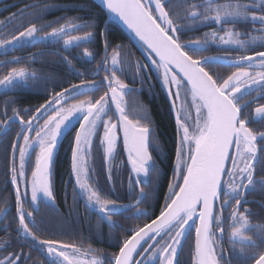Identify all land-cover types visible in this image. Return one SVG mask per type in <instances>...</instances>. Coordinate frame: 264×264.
I'll use <instances>...</instances> for the list:
<instances>
[{
  "label": "snow or ice",
  "instance_id": "snow-or-ice-1",
  "mask_svg": "<svg viewBox=\"0 0 264 264\" xmlns=\"http://www.w3.org/2000/svg\"><path fill=\"white\" fill-rule=\"evenodd\" d=\"M186 5L181 11L179 5ZM105 7L121 18L133 30L136 37L145 46V52L158 71H161L163 84L168 88V95L174 97L172 107L176 109V101H181L176 112L177 147L174 165L173 181L169 182V192L165 203L155 219L143 226L125 228L131 232L125 236L120 244L118 253L106 256L108 264H179L178 252L186 233L195 227V250L193 264H221L224 260L223 240L228 232L230 250L238 253L244 264H264V224H252L249 217L251 209L242 206L248 203L247 194L250 191L264 192V176L256 179L257 165L264 170V146L258 149L257 141H264V132H256L248 125L253 120L264 122V51H252L251 55H240L235 58L230 55L224 57L194 56L190 54L206 51L210 43L233 47L246 51L256 46L264 47V0L257 4L241 3L240 0H226L217 3L216 0H201L200 3H189V0H103ZM35 7V5H32ZM258 12L260 14H258ZM18 13L8 18L14 21ZM21 21L23 17H20ZM259 23V29L253 31L261 33L252 36L241 33L225 25H235L238 22ZM52 22L37 26L29 23L22 31H18L10 38H0V48L8 49L23 44L51 39L63 41L65 50L69 46H79L81 42H91L92 31H85L82 35H72L87 24H78L66 19L56 27ZM215 23L223 30L205 33L204 38L182 41L181 33L193 30L197 24ZM50 27V31L45 28ZM102 35L106 33L102 32ZM249 36V39L240 37ZM108 41L105 39L106 55L96 65L95 72L101 69L105 75L100 84L95 81H81L71 84L68 88L55 92L44 104L35 109V114L28 119L20 115V111L30 109H12V116H7V110L2 113L7 117L0 120L6 128L9 122L18 119L21 131L17 137H23L24 145L13 143L15 152L19 151V171L12 167L11 183L16 186V204L18 214V232L30 238L33 247L47 260L48 264H104L98 256L92 255L97 250L91 247L81 249L75 243H65L54 239H41L33 228L36 227L33 212L24 209L21 200L19 181L25 182L23 195H28L30 184L31 203L37 205L42 198L45 203L53 204L55 197L51 184V161L56 147L57 137L61 130L72 119H78L79 130L74 137L72 147L71 169L75 177L74 193L86 198L89 208L94 210L100 220L106 221L112 227H121L112 219L121 210L139 205L147 197L144 187H139L138 198L133 205H121L117 201L107 199L99 189L90 183L92 180L89 158L94 137L98 135V128L103 125V136L100 145L103 147L104 159L109 164L108 179L111 181V160L115 158L117 148V129L123 132V143L127 152L128 162L135 179L129 177V190L133 185L142 182L147 185L151 175L158 169L149 151L156 141L150 139L151 129L139 120H132L122 106L126 90L130 91L117 71H123L122 64L132 53L122 55L117 45L112 49L110 57L107 55ZM83 55L92 57L88 48L83 49ZM63 59L71 63L68 57ZM14 57L13 61L18 62ZM110 60V63H109ZM217 60L235 66L226 77L213 75L207 64ZM138 69L147 67L139 61L134 62ZM259 69V71H252ZM37 78V73L25 67H13L0 78V86L8 89L17 83H27L28 79ZM106 82L107 90L98 98L86 96L68 104V100L82 96L85 92H95ZM174 89V90H173ZM183 92V98L181 93ZM257 95L245 100V96ZM7 101L5 105H7ZM257 106L246 113L249 104ZM115 105L117 122L111 118L104 119L111 105ZM189 108L195 109L196 117L192 120ZM47 115L43 119V114ZM43 119V124L39 120ZM25 130L28 134H26ZM34 132L35 136L30 135ZM35 166L31 170V180L26 178L27 159L31 158V151L36 148ZM31 150V151H30ZM261 153V154H258ZM78 190V191H77ZM234 201V203H233ZM225 209H230L225 215ZM38 211V205L36 209ZM6 209L0 207V215H5ZM136 216L148 215L146 209H136ZM26 217L31 218L26 222ZM198 218L199 223H194ZM192 222V223H190ZM31 223L32 227H29ZM7 229V226H5ZM253 233V234H248ZM8 241L0 240V251L8 246ZM90 256V259H85ZM39 264L33 260L31 251L9 252L0 258V264Z\"/></svg>",
  "mask_w": 264,
  "mask_h": 264
},
{
  "label": "trees",
  "instance_id": "trees-1",
  "mask_svg": "<svg viewBox=\"0 0 264 264\" xmlns=\"http://www.w3.org/2000/svg\"><path fill=\"white\" fill-rule=\"evenodd\" d=\"M200 2L201 0H189V3ZM216 2L225 3L226 0H216ZM240 2L253 3V0H240ZM176 3L177 0H173V4ZM256 3H261V0H256ZM32 5H35V7H32ZM185 6L181 3L179 5L180 10L182 11ZM13 13H18V15L14 21H11L14 29L10 30L9 38L18 31L23 30L20 26L21 23L24 26L29 23H36L39 26L52 22L51 26L56 27L58 26L55 23L57 20H59V23H64L66 19L89 26L81 28L78 32H73L72 35H82L85 31L93 32L91 42H81L79 46H69L65 50L63 41H61L58 44L57 53L54 51L45 52L43 55L32 53L29 59L24 56L28 50L33 51L34 47H28L29 44L14 47V54L20 56V59L18 62L0 67V78L6 75L13 67H25L30 72L34 71L37 73V78H29L27 83H17L8 89L4 88L0 92L1 94H10L9 96L13 98V105L18 110L24 109L25 106L39 105L49 99L55 92H60L72 83L80 81L81 74H84V76L90 74L94 70V65L99 63L105 53V39H107L109 45L107 51L110 52L119 44L123 46L122 49H125L127 44L130 43L127 37H131V35L122 24L92 0H0V35L4 32L3 39H7V30L10 26L5 25L10 22L8 18ZM258 14L260 13L258 12ZM21 16L23 17L22 21L20 19ZM4 26L5 28H3ZM260 27L259 23L253 24L250 21L238 22L235 25H225V28H234L236 31L250 33L252 36L261 35V33L253 31L254 28L259 29ZM4 29L5 31H2ZM50 30V27L45 28V31ZM211 31L223 34V30L215 23L197 24L193 26V30L182 32L181 40L203 39L205 33ZM102 32L106 33V35H102ZM240 38L249 39L250 37L242 35ZM47 41L52 42L53 40L47 39ZM260 43V41H257L256 46L246 51L210 43L206 51L190 52V54L194 58L196 56L224 57L226 55L235 58L240 55H251L252 51H264V47L260 46ZM132 46L134 47L133 44ZM39 47L37 46L36 48ZM84 48H88L92 52V57H84ZM26 57H28V54ZM63 57H68L71 63L66 62ZM140 57L141 55H137V59L140 60ZM215 65L225 66L219 63ZM142 78L144 79L143 74ZM139 86H142L141 91H130L128 110L129 114L133 115L141 124H146L150 127V139L156 141L150 147V152L158 169V174L154 172L147 185L143 186L147 197L142 200L140 207L146 209L148 215L136 216L133 213L134 210L126 211L114 216L113 219L121 227H112L106 221L100 220L97 213L88 207L86 198L84 200L80 196H76L74 191L72 193L68 191L64 196L62 193L55 196L57 208H52L53 211H49L47 218L49 226L53 229L48 231V233L56 236L61 241L75 243L82 250L89 247L96 249L97 251L93 254L104 260V264H108L104 258L118 253L120 244L125 236L131 235V232L124 231L125 228L137 225L142 227L143 224L149 223L151 219H155L159 215L165 203V197L169 192L168 184L172 182V175L174 174L178 136L175 117L168 100L166 87L161 79L158 80L153 76L149 82H144ZM11 88H13V92L8 93ZM181 96L183 98V92ZM6 100L0 102V113L3 109H7V106L3 105ZM176 103L179 110L181 101H176ZM188 111L193 117L192 108H189ZM66 157V153L63 151L58 157L59 162L62 161L64 163ZM69 158H71V153ZM94 161L95 186L107 199L117 201L121 205H126L136 200V188L130 191L129 186L125 183L129 175L126 165L117 168V172L113 174L114 181L111 189L107 182L104 157L99 149L95 150ZM121 178H123V184L120 182ZM60 182L62 184L66 183L63 177ZM121 185H124V187ZM261 217L264 219V216ZM256 221V224L263 223L259 219ZM193 242V232H191L179 252V264H193ZM225 249L224 256L226 258L221 260V264H244L238 253L230 250V246Z\"/></svg>",
  "mask_w": 264,
  "mask_h": 264
},
{
  "label": "flooded vegetation",
  "instance_id": "flooded-vegetation-1",
  "mask_svg": "<svg viewBox=\"0 0 264 264\" xmlns=\"http://www.w3.org/2000/svg\"><path fill=\"white\" fill-rule=\"evenodd\" d=\"M12 22L10 21L9 23H7L5 26H10L8 27L9 29L7 30V38H9L8 36L10 35L11 31L13 30L14 27L11 24ZM5 26L3 28H5ZM2 31H5L2 30ZM4 36V32L1 33L0 38H2ZM130 40V43L127 44V46L125 47V49L120 48L119 51H121L122 55L127 54V53H132L131 56H128L126 58V62L122 64V68L123 71H117V75L120 77V79L126 84L128 85V88L130 89V91H141L142 90V85L144 82H149L151 80V77H155L156 79L162 81V75H161V71H158L157 68L155 67V65L152 64L151 59L148 57L147 53L145 52V49L142 48L138 42L131 36V37H127ZM62 41V40H61ZM59 41V42H61ZM56 41H52V42H46V40L40 42H33L31 44H29L28 47L32 46L34 47L33 51L28 50L27 54L28 57H26V55L24 56L25 58H30L32 55V53H36V54H40L43 55L45 52H58L57 48H58V44ZM132 44L134 45V47L132 46ZM121 45V44H119ZM37 46H40L39 48H36ZM27 47V48H28ZM30 47V48H32ZM72 49H74V47H72ZM71 50V49H70ZM0 67L6 65V64H10V63H4L5 61H13V58H19L20 56H16L14 54V47L10 46L8 49H3L0 48ZM69 51V50H68ZM112 52V51H111ZM110 51H107V55L110 57L111 55ZM106 55V52L103 54L102 59L99 61V63L104 59ZM137 55H141L140 60L137 59ZM35 56V54H34ZM77 57V56H76ZM84 57H87L84 55ZM135 61H139V63L141 65H147V67L138 69L136 64L134 63ZM14 63V62H11ZM110 63V60H109ZM98 63H96L94 65V70H92V72L90 74H87L84 76V74H81V79L78 82H74L72 84H80L81 81H95L97 84H100V82L102 81V78L105 75V72L103 69H101L99 71V73L97 74L95 72V68L96 65ZM216 63H209L206 65V67L208 68V70L215 76V75H219L221 77H226L228 74H230L232 71L236 70L235 66L232 65H225V66H217L215 65ZM220 64V63H219ZM252 71H259V69H253ZM142 74L144 75V79L142 78ZM84 76V77H83ZM163 82V81H162ZM70 86V85H69ZM68 86V87H69ZM67 87V88H68ZM166 87V86H165ZM4 89V87L0 86V92ZM107 90V84L106 82H104L103 84L100 85L99 89L95 92L92 91H88L85 92L84 95L82 96H76L74 99H70L68 100V104H72L75 103L76 100L79 99H84L86 96H94V97H99L100 95L103 94L104 91ZM174 90V89H173ZM130 91L126 90L123 96V102H122V106L125 108L126 114L129 116L130 119L132 120H136V118L129 114V105H128V97L130 94ZM12 93L13 92V88H11L10 90H8V93ZM166 92H167V96H168V100H169V95H168V88L166 87ZM10 94H1L0 93V102L4 101L5 99H7L6 101L8 102L7 105H5V107L7 106V116H12V109L15 108L13 105V98L11 96H9ZM257 93L256 92H252L251 96H245L244 99L248 100L251 99V97L256 96ZM48 100V99H47ZM5 101V102H6ZM46 101V100H45ZM42 102L39 105H33L31 106H25L24 109H30V111H20V115L24 117V119H28L30 116H33L35 114V109L37 107H39L41 104L45 103ZM170 102V100H169ZM258 103H264V99L259 100ZM171 105V104H170ZM257 106L256 103H252L249 104L248 108L245 109L246 113H250L255 107ZM112 111L108 112V115L104 117V119H108L111 118L113 122H117V114L115 113V108H114V104L111 105ZM5 111V109H3L0 113V120H5L7 119L6 116H4L2 113ZM42 114H43V110H42ZM51 113H47V114H43V119L47 118V115H50ZM196 117V113H193V117L192 120H195ZM43 119L39 120V124H43ZM78 119H82V117H79ZM78 119H76L69 127V129L67 130L66 134L64 135L57 153L52 161L51 164V184H52V190H53V194L54 197L60 193H62V195L64 196L68 191L70 193H72L74 191V187H75V177L74 175H72V169H71V158H69V154L71 153V157H72V147L74 145V137L76 132L79 130V123H78ZM250 128H252L254 131L256 132H264V122H259L256 120H253L251 123H249L248 125ZM177 128V125H176ZM21 131V125L18 119H14L12 121L9 122V126L6 128L4 125L0 124V207L5 208L6 209V214L5 215H0V240H6L8 241V246L3 250L0 251V258H2L3 256L7 255L9 252L12 251H19L21 248H23L24 252H29L31 251V255L33 260L39 262V264H48V260L39 253V251L33 247V244L35 242H32L30 240V238L25 237V235L22 232H18L17 230V225H18V214H17V204H16V194H15V188L16 186L13 185L11 183V176H12V167L15 165V167L17 168V171H19V164H20V157H19V151L18 149L14 152L12 145L13 143L18 142L21 146L24 145V140L23 137H17L16 133ZM26 134L27 131L25 130ZM103 125H100V127L98 128V135L96 137H94L93 139V143H92V147H91V155L89 158V164L91 165V169H93L94 171H92V180L90 181V183H94V185L96 184L94 181L96 175L95 174V161H94V153L96 149H99L104 157V153H103V147L100 145V138L103 136ZM30 135L35 136V133L32 132L30 133ZM117 135H118V139H117V148H116V152H115V158L111 160V175H112V179L111 181H109V179H107L108 185L109 187L112 189V185H113V181H114V176L113 174H115L117 172V168L121 167V166H127L128 170H129V175H128V179L127 182H125L128 186H129V177L132 176L133 179H135V177L131 174L129 166H128V160H127V156L125 154V147H124V143H123V137H122V130L121 129H117ZM178 141V140H177ZM264 146V141H257V147L258 149L260 147ZM31 151V150H30ZM39 151V148L37 147L35 149V151H31V158L27 159V164H26V168H25V172H26V178L28 181L31 180V170L32 168L35 166V158H36V153ZM66 153V160L64 163H62V161L59 162L58 157L62 152ZM150 151V149H149ZM121 153H122V157H121ZM258 154H261L258 152ZM264 155V154H261ZM105 169H106V175L108 178V173H109V164L105 161ZM64 174V176H63ZM67 176V177H66ZM173 176L172 175V181H173ZM256 179L259 180L262 176H264V170H261L260 166L257 165V171H256ZM62 177L65 179L66 183L62 184V182H60L62 180ZM122 180L120 181L121 183L123 182V178H121ZM123 184V183H122ZM145 184L142 182L139 186H135L133 185V188H136L137 191V198H138V194H139V187H143ZM122 187H124V185H121ZM19 187L21 189V200L23 202L24 205V209L26 211H31L33 212V217L35 218V223H36V227L33 228V231L37 233L38 236L41 237V239H54V240H60L58 239L56 236L52 235L51 233H48V231H52V227L49 226L47 218H48V213L49 211H53L52 208H57V203L56 200L54 201L53 204H48L45 203L43 198L37 202L38 205V211L35 210L37 205H33L30 201H31V193H30V184L28 187V195L24 196V190H25V182L23 180L19 181ZM78 191V190H77ZM82 199H84L85 197L80 196ZM136 198V199H137ZM144 199V198H143ZM247 200L249 201L248 203H245L242 208L241 211H243L244 208H249L251 209L252 215L249 217L250 222L252 224H256V220H262L264 224V219H262L261 216H264V192L261 191H250L247 194ZM134 202H131L129 204L126 205H132ZM234 203V201H233ZM141 204V203H140ZM140 204L133 207V208H129L127 210L121 211L120 213H124L126 211H130V210H134L133 213H136V209L141 208ZM228 211H230V209H225V215H227ZM119 213V214H120ZM118 215V214H117ZM130 215V214H128ZM116 216V215H114ZM114 216L112 217V219H114ZM31 218L26 217V222H28ZM194 223L197 224V219H194ZM7 226V229L6 227ZM29 227H32L31 223H29ZM193 232V238H195V227H191L189 234ZM228 232H230V229H227L225 232V236H224V240H223V248L224 251H226V247L230 246L229 241H228ZM248 234H253V233H248ZM60 236V235H59ZM187 236V237H188ZM61 241V240H60ZM64 242V241H62ZM67 243V242H65ZM193 246H194V242H193ZM195 250V249H194ZM28 264H32V261H29Z\"/></svg>",
  "mask_w": 264,
  "mask_h": 264
},
{
  "label": "water",
  "instance_id": "water-1",
  "mask_svg": "<svg viewBox=\"0 0 264 264\" xmlns=\"http://www.w3.org/2000/svg\"><path fill=\"white\" fill-rule=\"evenodd\" d=\"M92 1H94L96 4H98L99 6H101V7H102L103 9H105V10H106V11H107L112 17H114L117 21H119V22L122 24V26L127 30V32H128V33H129V34H130V35H131V36H132L137 42H138V44H139L142 48L145 49V46H144L143 43L139 40V38L136 37V35H135V33L133 32V30L130 29V28L127 26V24H126L121 18H119V16H118L117 14L110 12V11L105 7V5L103 4V0H92ZM214 57H217V56H214ZM210 63H220V64L229 65L227 62L222 61V60H217V61L210 62ZM173 99H174V97H170V96H169V100H170L171 108H172V111H173V113H174L175 122H176V112L178 111V104L176 103V109H173V107H172V100H173ZM114 108H115V105H114ZM77 119H78V118H77ZM75 120H76V119H72L70 123H68L65 127L62 128V130H61V134L57 137L56 147H55L54 150H53L52 161H53V159H54V157H55V155H56V153H57L58 147H59V145H60V143H61V141H62L64 135L66 134V132H67V130L69 129L70 125H71ZM176 125H177V122H176ZM122 137H123V132H122ZM125 154H126V156H127V152H126V150H125ZM127 160H128V158H127ZM52 161H51V164H52ZM128 166H129V169H130L131 174L135 177V174L132 173V171H131V165H130L129 162H128ZM84 200H85V199H84ZM86 204H87V202H86ZM132 205H133V204H132ZM136 206H137V205H136ZM129 208H133V207H129ZM129 208H128V209H129ZM125 210H127V209H125ZM121 211H124V210H121ZM194 219H197V224H198V223H199L198 218H194ZM190 223H192V222H190ZM190 229H191V228H190ZM189 231H190V230H189ZM189 231L186 233V237H185V239H184L183 242H182L181 248H182V246H183V244H184V242H185V240H186V238H187V236H188ZM181 248H180V250H181ZM194 249H195V238H194ZM180 250H179V252H180ZM179 252H178V255H179ZM177 259H178V256H177Z\"/></svg>",
  "mask_w": 264,
  "mask_h": 264
},
{
  "label": "rangeland",
  "instance_id": "rangeland-1",
  "mask_svg": "<svg viewBox=\"0 0 264 264\" xmlns=\"http://www.w3.org/2000/svg\"><path fill=\"white\" fill-rule=\"evenodd\" d=\"M192 112L194 113L195 109H192ZM92 255H95V254H92ZM85 259H90V256H86Z\"/></svg>",
  "mask_w": 264,
  "mask_h": 264
}]
</instances>
